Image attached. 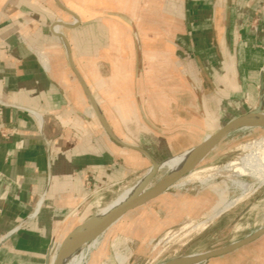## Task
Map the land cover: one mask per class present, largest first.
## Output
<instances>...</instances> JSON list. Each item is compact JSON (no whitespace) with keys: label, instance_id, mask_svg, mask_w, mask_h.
Listing matches in <instances>:
<instances>
[{"label":"crops","instance_id":"crops-1","mask_svg":"<svg viewBox=\"0 0 264 264\" xmlns=\"http://www.w3.org/2000/svg\"><path fill=\"white\" fill-rule=\"evenodd\" d=\"M263 6L264 0H0V264H51L60 243L114 188L152 166L138 148L161 163L259 107ZM76 17L75 26H54ZM168 190L115 222L90 264H121L116 243L127 249V264L129 242L209 213L216 202ZM243 258L228 253L209 264Z\"/></svg>","mask_w":264,"mask_h":264},{"label":"rangeland","instance_id":"rangeland-1","mask_svg":"<svg viewBox=\"0 0 264 264\" xmlns=\"http://www.w3.org/2000/svg\"><path fill=\"white\" fill-rule=\"evenodd\" d=\"M262 8L264 10V6ZM64 62H66V66L68 67L67 72L69 75L76 77L67 65L66 59H64ZM257 90H261L262 92L259 104L263 100L264 108V88L257 86ZM263 137L264 128L260 127L238 128L231 131L209 152L192 173L182 179L183 181L185 179L187 180L185 184L177 185L182 181L180 180L175 186L169 188L168 193L173 195L193 196L194 199H202L203 197L210 196L216 202L211 210L208 209L210 210L209 213H207L208 211L193 213L179 220L176 225L155 235V237L144 240L143 242L135 240L129 242L132 252L127 264H161L178 256L222 247L238 241L260 227H263L264 185L246 192L227 211L212 219H208L219 207L230 199L238 197L241 193V190L232 184V179H235L236 176L232 171L224 170L223 166L230 161L237 160L246 153L242 146ZM146 172L145 170L132 177L128 183L114 188L113 192L107 195L100 206L93 211L89 219L93 218L100 208L112 202L124 188L131 186L142 178ZM166 172V168H161L152 181V184H155ZM208 177L209 180L205 181ZM239 179L245 180L246 182L253 181L248 176L240 177ZM156 205V202H152L148 207H155ZM132 215L130 214L124 218V227L132 221ZM164 216L165 213L162 212L161 218H164ZM202 221H205L203 225L196 228L193 227L194 224ZM104 239L105 234L101 235L92 244L95 249L91 252L85 247L86 250L84 251L82 264L91 263L93 255H98V252H100L99 247L104 242ZM108 243L110 244V241ZM115 245V253L118 260L121 264H125L129 257L127 249H124V252H122L118 247V243ZM108 247L110 248V245ZM231 253L244 257L242 264H264V235ZM211 261L213 262L214 259H209L200 264H209Z\"/></svg>","mask_w":264,"mask_h":264},{"label":"water","instance_id":"water-1","mask_svg":"<svg viewBox=\"0 0 264 264\" xmlns=\"http://www.w3.org/2000/svg\"><path fill=\"white\" fill-rule=\"evenodd\" d=\"M76 19L78 20L77 17ZM63 25L66 27H71V25H66V24ZM57 35L63 39L64 45L67 49L70 65L73 71L75 72V74L77 75V77L79 78V80L81 81L82 85L84 86L87 94L89 95L95 111L102 119V122L104 123L108 132L116 139V137L111 132L109 126L107 125L100 108L98 107L97 103L95 102L91 93L89 92L83 78L81 77V75L78 73L77 69L74 66L71 56L70 44L67 38L63 33ZM262 88H264L263 84H262ZM263 112H264L263 100H261L259 107L229 121L227 124L222 126L216 132L212 133L199 145L191 149L190 157L187 160V162L181 167V169H179L170 177H168V175L165 174L155 184H152V181L160 171L162 162L158 163L153 157L150 156V154L147 151L138 148L141 152H143L145 155L148 156V158L152 163L151 171L142 180L140 188L127 201H125L118 207L110 210L102 218L95 221L91 226H87V221H86L85 223L80 225L77 229L72 231L68 235V237H66L64 241L60 243L56 256L51 262V264H62V260L64 259L65 256L81 249L88 242H91L92 240L103 235L124 214L146 203L147 201L157 197L158 195L165 192L169 188L175 186L181 179H183L190 172H192L201 163V161L204 160V158L209 154V152L213 150L216 147V145L231 131L238 128H251V127L264 128V117L261 116V113ZM263 235H264V226L248 234L246 237L238 241H234L232 243L224 245L222 247L212 250H207L197 255L178 256L170 260H167L161 264H200L211 258L231 253L251 243L252 241L260 238Z\"/></svg>","mask_w":264,"mask_h":264},{"label":"bare ground","instance_id":"bare-ground-1","mask_svg":"<svg viewBox=\"0 0 264 264\" xmlns=\"http://www.w3.org/2000/svg\"><path fill=\"white\" fill-rule=\"evenodd\" d=\"M77 22H78L77 19L72 24H66V23H63L62 21H57L54 26H56V25L60 26L63 24L72 26V25L77 24ZM58 34H60V32ZM261 116L264 117V112L261 113ZM242 129H246V128H242ZM242 147L244 148V151H246V153H244V155L242 157L238 158L237 160L230 161L223 166L224 170L232 171L233 174L236 176L235 179H232V184L236 188L240 189L241 193L238 197L230 199L224 205L219 207L213 213V215H210L208 217V219H212L213 217L227 211V209H229L237 201H239V199H241V197L246 192H248L250 190H254L257 187L264 185V137L257 140V141L247 143ZM189 157H190V150L186 151L180 155L166 159L165 161L162 162L161 168H166L167 169L166 174L168 175V177H170L175 172H177L179 169H181V167L187 162ZM150 171H151V167L147 170L146 174L142 178L137 180L131 186L124 188L112 202L107 204L105 207L100 208L98 210L97 214L93 218H91L89 221H87V226H91L95 221L102 218L110 210L118 207L119 205H121L122 203L127 201L140 188L142 180L144 179V177L146 175H148V173H150ZM192 172H190V173H192ZM244 176L245 177L248 176V177L252 178L253 181L252 182H246L245 180L239 179L240 177H244ZM211 177H213V176H211ZM208 180H209V177L205 181H208ZM186 181H187L186 179H185V181L182 180L177 185L185 184ZM204 223H205V221L199 222L197 224H194L193 227H195V228L199 227V226L203 225ZM98 238L92 240L91 242H88L81 249H79L75 252H72L71 254H68L67 256H65L64 259L62 260V264H82L83 258H84V253H85L84 251L86 250L85 247H87L88 251H90V252L92 250H94L95 248L92 246V244L96 240H98ZM58 248H59V246H58ZM58 248H57V250H58ZM57 250L55 251V254L52 255L51 262L55 258ZM199 253H201V252H195V253H192L189 255H197Z\"/></svg>","mask_w":264,"mask_h":264},{"label":"built area","instance_id":"built-area-1","mask_svg":"<svg viewBox=\"0 0 264 264\" xmlns=\"http://www.w3.org/2000/svg\"><path fill=\"white\" fill-rule=\"evenodd\" d=\"M4 104V102L2 101V99H0V109H1V106ZM8 134V132L7 131H5V130H2L1 131V135L2 136H6Z\"/></svg>","mask_w":264,"mask_h":264}]
</instances>
